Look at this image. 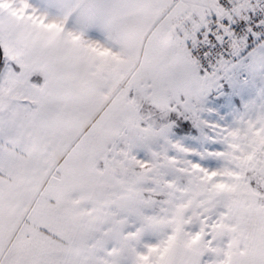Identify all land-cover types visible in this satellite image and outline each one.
Masks as SVG:
<instances>
[{"label":"snow or ice","instance_id":"snow-or-ice-1","mask_svg":"<svg viewBox=\"0 0 264 264\" xmlns=\"http://www.w3.org/2000/svg\"><path fill=\"white\" fill-rule=\"evenodd\" d=\"M0 264H264V0H0Z\"/></svg>","mask_w":264,"mask_h":264}]
</instances>
